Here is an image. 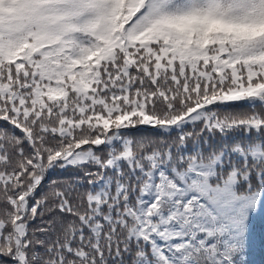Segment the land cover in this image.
Segmentation results:
<instances>
[{
    "label": "snow or ice",
    "instance_id": "obj_1",
    "mask_svg": "<svg viewBox=\"0 0 264 264\" xmlns=\"http://www.w3.org/2000/svg\"><path fill=\"white\" fill-rule=\"evenodd\" d=\"M258 212L264 0H0V264H247Z\"/></svg>",
    "mask_w": 264,
    "mask_h": 264
},
{
    "label": "trees",
    "instance_id": "obj_2",
    "mask_svg": "<svg viewBox=\"0 0 264 264\" xmlns=\"http://www.w3.org/2000/svg\"><path fill=\"white\" fill-rule=\"evenodd\" d=\"M69 172H57L53 179L67 178ZM247 264H264V214L257 213L252 220L250 246L247 251Z\"/></svg>",
    "mask_w": 264,
    "mask_h": 264
},
{
    "label": "rangeland",
    "instance_id": "obj_3",
    "mask_svg": "<svg viewBox=\"0 0 264 264\" xmlns=\"http://www.w3.org/2000/svg\"><path fill=\"white\" fill-rule=\"evenodd\" d=\"M259 213V212H258ZM261 213V212H260ZM262 214H264V213H262Z\"/></svg>",
    "mask_w": 264,
    "mask_h": 264
}]
</instances>
